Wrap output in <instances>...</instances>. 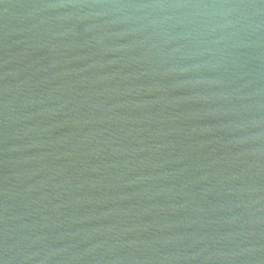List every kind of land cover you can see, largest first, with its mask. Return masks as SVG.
<instances>
[{
    "label": "water",
    "instance_id": "water-1",
    "mask_svg": "<svg viewBox=\"0 0 264 264\" xmlns=\"http://www.w3.org/2000/svg\"><path fill=\"white\" fill-rule=\"evenodd\" d=\"M0 264H264V0H0Z\"/></svg>",
    "mask_w": 264,
    "mask_h": 264
}]
</instances>
